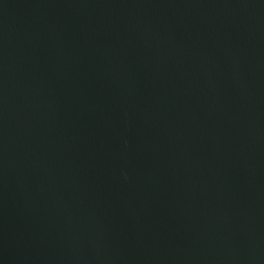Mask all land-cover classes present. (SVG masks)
Returning a JSON list of instances; mask_svg holds the SVG:
<instances>
[{
    "label": "water",
    "instance_id": "obj_1",
    "mask_svg": "<svg viewBox=\"0 0 264 264\" xmlns=\"http://www.w3.org/2000/svg\"><path fill=\"white\" fill-rule=\"evenodd\" d=\"M0 264H264V0H0Z\"/></svg>",
    "mask_w": 264,
    "mask_h": 264
}]
</instances>
